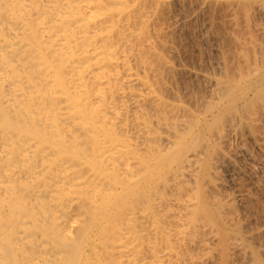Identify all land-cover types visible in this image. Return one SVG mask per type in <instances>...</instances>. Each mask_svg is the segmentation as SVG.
Segmentation results:
<instances>
[{"label": "bare ground", "instance_id": "1", "mask_svg": "<svg viewBox=\"0 0 264 264\" xmlns=\"http://www.w3.org/2000/svg\"><path fill=\"white\" fill-rule=\"evenodd\" d=\"M164 3L0 0V264L256 263L215 196V124L162 94ZM246 17L234 93L264 117V22Z\"/></svg>", "mask_w": 264, "mask_h": 264}, {"label": "rangeland", "instance_id": "2", "mask_svg": "<svg viewBox=\"0 0 264 264\" xmlns=\"http://www.w3.org/2000/svg\"><path fill=\"white\" fill-rule=\"evenodd\" d=\"M253 1L165 0L155 21L162 34L157 33L155 26L154 39L161 54L159 65L162 66L159 67L164 70L163 75L161 73L165 78L161 80L165 88L161 87L163 96H169L170 102L180 104L193 113L195 111V117L198 115L199 119L215 124L211 130L204 131L210 140L208 151L214 153L212 162L216 166L215 169L213 165L210 173H218L211 174L216 179H212L216 184L215 196L227 205V217L234 219L231 229L239 232L245 242L256 250V263L264 264V117L257 112L261 108L256 100L258 94L245 98L235 96L246 71L243 50L244 38L248 37L246 15L256 24L264 22L256 14ZM251 5L254 8L249 10L252 12L249 16L244 12L245 8L251 9ZM255 16L258 18L255 19ZM251 34L255 39L259 35L255 31ZM222 81L231 84L230 91L222 87ZM215 119L220 120L217 122ZM220 133L222 137L224 135L223 141H218ZM214 139L222 144L216 145ZM188 178L193 186L190 182L194 179L191 176ZM209 179L203 180L205 190L210 189ZM211 256L212 264L220 263L217 256ZM247 256L237 258L235 264H256Z\"/></svg>", "mask_w": 264, "mask_h": 264}]
</instances>
